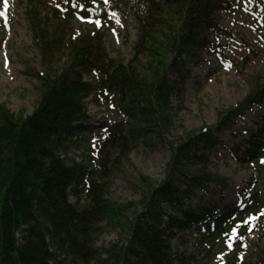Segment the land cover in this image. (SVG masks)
<instances>
[{
	"label": "trees",
	"instance_id": "trees-1",
	"mask_svg": "<svg viewBox=\"0 0 264 264\" xmlns=\"http://www.w3.org/2000/svg\"><path fill=\"white\" fill-rule=\"evenodd\" d=\"M27 2L34 40L45 58L64 40V34L57 41L49 39L39 16L45 1ZM229 2H53L52 12L66 21L78 13L101 22L109 20L116 5L123 3L137 23L134 54L124 63L108 55L98 30L80 34L69 39L67 63L60 73L38 74L39 98L30 114L16 116L0 105V264H189L183 252L172 250L169 237L174 236V229L186 231L197 226V243L203 244L226 239L235 225L246 227L248 214L256 210L264 193L260 198L246 190L241 201L251 200V204L238 211L226 208L216 212L210 206L196 213L189 206L186 210L182 207L196 188L205 189L210 183L222 189L227 185L226 177L209 169V156L219 143L214 133L230 128L253 105L264 106V80L257 81L238 104L219 111L213 125L170 137L183 100L184 56L205 46L200 39L202 31H222L215 13ZM88 97L119 114L112 123H101L105 138L100 149L115 151L113 166L117 167L118 159L128 160L136 143L154 139L169 151L160 181L142 174L136 178L142 190L137 202L115 204L106 199L104 182L93 170L57 153L62 134L87 118ZM172 97L178 99L176 107ZM260 157L264 159V118L250 133L241 154L248 161ZM79 184L83 189L77 188ZM83 191L86 200L79 203ZM70 194L76 197L73 203ZM173 211H180L182 219ZM106 225L124 235L98 247L96 241ZM262 253L244 264H264V250Z\"/></svg>",
	"mask_w": 264,
	"mask_h": 264
},
{
	"label": "rangeland",
	"instance_id": "rangeland-1",
	"mask_svg": "<svg viewBox=\"0 0 264 264\" xmlns=\"http://www.w3.org/2000/svg\"><path fill=\"white\" fill-rule=\"evenodd\" d=\"M39 10L43 27L49 39L57 41L63 33L64 40L56 43L50 54L42 58L35 43L31 23L26 10L27 0H0V105L14 115L26 116L32 112L39 98V73L57 75L67 63V43L80 34L99 31L103 46L110 57L126 63L133 57L137 23L123 3H118L109 20L82 19L79 15L66 21L52 12L53 2L44 0ZM230 5L215 13L219 33L202 31L200 39L204 47H195L184 56L183 100L176 112L171 138H177L187 130H196L216 123L217 113L235 106L243 100L257 81L264 80V0H230ZM52 5V6H51ZM98 22V23H97ZM222 54L224 58L217 57ZM142 64L145 61L141 57ZM144 66V65H143ZM89 78L88 75H83ZM86 99L87 118L74 128L62 134L57 153L87 165L94 176L104 182V197L115 204L137 202L141 188L136 178L142 174L152 181L163 178L165 164L169 158L166 147L149 140L146 144L136 143L128 160L118 159L113 166L115 151L101 150L104 139L103 121L112 123L119 116L116 110L97 105ZM177 106L178 99L172 97ZM174 111V110H173ZM172 111V112H173ZM264 117L263 106H253L244 115L235 119L232 127L221 133H214L219 143L209 156V169L228 179L222 189L210 183L205 189H195L187 207L199 213L204 207H213L216 212L235 209L246 190L252 194L264 193V159L248 161L241 158L251 132L256 131ZM107 157V158H106ZM191 168H195L191 166ZM83 189V184L77 185ZM85 191L80 193L79 203L86 200ZM70 202L76 197L69 195ZM249 200L245 205H249ZM170 213L168 208H165ZM131 211L128 212L130 214ZM172 214L182 219L180 211ZM238 224L234 234L225 240L197 243V226L189 230H173L169 237L172 250L187 257L189 264H244L254 261L264 250V198L245 228L242 235ZM199 229V228H198ZM201 232V230H200ZM124 235L118 228L106 225L96 245L106 247Z\"/></svg>",
	"mask_w": 264,
	"mask_h": 264
},
{
	"label": "snow or ice",
	"instance_id": "snow-or-ice-1",
	"mask_svg": "<svg viewBox=\"0 0 264 264\" xmlns=\"http://www.w3.org/2000/svg\"><path fill=\"white\" fill-rule=\"evenodd\" d=\"M108 0H105V3H107ZM5 5H6V0H5ZM6 13L5 12H0V16H3L5 15ZM98 23V22H97ZM233 232H235V229H233Z\"/></svg>",
	"mask_w": 264,
	"mask_h": 264
}]
</instances>
